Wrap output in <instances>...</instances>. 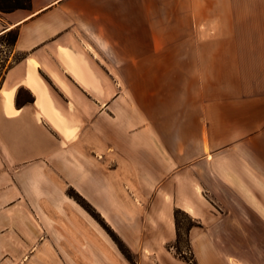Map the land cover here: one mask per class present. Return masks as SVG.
<instances>
[{
  "label": "crops",
  "instance_id": "1",
  "mask_svg": "<svg viewBox=\"0 0 264 264\" xmlns=\"http://www.w3.org/2000/svg\"><path fill=\"white\" fill-rule=\"evenodd\" d=\"M12 32L0 65V264L39 263L48 238L31 216L51 214L47 194L61 185L105 216L112 184L135 187L117 156L160 190L167 221L175 208L201 218L208 203L225 211L217 225L264 231V0H30L0 13V39Z\"/></svg>",
  "mask_w": 264,
  "mask_h": 264
},
{
  "label": "rangeland",
  "instance_id": "2",
  "mask_svg": "<svg viewBox=\"0 0 264 264\" xmlns=\"http://www.w3.org/2000/svg\"><path fill=\"white\" fill-rule=\"evenodd\" d=\"M28 2L29 0H0V6L26 7ZM13 39V34L0 39V65H4L1 61L6 59L7 46L13 42ZM1 74L0 68V79ZM117 158L121 165L120 169L126 176V182H130L133 178L135 187H131V183H128L131 190L128 189L127 193L123 184L119 186L112 184L113 199L105 209L107 212L105 216L68 185H61L53 193L47 194L48 202L52 207L51 214L31 216L32 230H34L33 225L41 227L45 231V237L57 247L55 250L46 239L45 247L40 245L38 249L37 246L32 248V253L37 249L35 257L40 264H63L53 256L62 257L68 264L73 260L72 257L76 260V264H86L88 259H92L94 264H104L105 260H110L112 257L123 264H264V231L259 227H251L245 232H232L229 221L217 225L218 220L223 218L221 214L225 211L217 210L208 203L205 204L207 207L201 210L204 213L201 218L198 215L191 216L180 209L184 214L178 216L180 227L178 239L176 208L173 211L172 221L166 220L168 208L164 216L158 214L163 206V201L159 198L160 190L150 182L149 178H141L139 184V179L135 175L137 169L131 161L125 157L121 160L118 156ZM173 187L172 190L174 189L176 195L179 192L183 195L188 191L187 184ZM197 191L198 193L200 191L198 187ZM119 193L122 198L126 195V203L123 199L119 202L116 198ZM72 214L78 216L79 223L72 219ZM60 218L67 221L71 231L65 230L59 221ZM190 219L195 225L191 230ZM200 220L204 225L200 224ZM85 225L106 243L111 258L85 232ZM171 226H174V232L171 231ZM41 235L44 236V233L41 232ZM245 241L259 245L245 246L243 244ZM118 261L111 259L113 264H119ZM32 263L34 264L35 260H32ZM105 264L109 263L106 261Z\"/></svg>",
  "mask_w": 264,
  "mask_h": 264
},
{
  "label": "bare ground",
  "instance_id": "3",
  "mask_svg": "<svg viewBox=\"0 0 264 264\" xmlns=\"http://www.w3.org/2000/svg\"><path fill=\"white\" fill-rule=\"evenodd\" d=\"M71 217H72V219H74L75 220V222H77V223H79L80 222V220H79V218H78V216H76L75 214H72L71 215ZM59 221H60V223L62 224V226H64L65 227V230H67V231H71V228H70V226H69V224L67 223V221L65 220V219H63V218H60L59 219ZM85 232L94 240V241H96V243L107 253V256L109 257V258H111V253L109 252V249H108V247H107V245H106V243L101 239V238H99L95 233H94V231L89 227V226H87V225H85Z\"/></svg>",
  "mask_w": 264,
  "mask_h": 264
},
{
  "label": "trees",
  "instance_id": "4",
  "mask_svg": "<svg viewBox=\"0 0 264 264\" xmlns=\"http://www.w3.org/2000/svg\"><path fill=\"white\" fill-rule=\"evenodd\" d=\"M30 2V0H29ZM29 2H28V5H29ZM27 7V6H26ZM26 7H16V8H4V7H1L0 6V12L2 13H10V12H13L15 10H18V9H23V8H26ZM11 35L13 34L14 35V39H13V42L16 40V33L12 32L10 33ZM78 194V193H77ZM80 197V195H79ZM81 198V197H80ZM90 206V205H89ZM183 213L180 209H176L175 211V221H176V226H177V232H178V239L180 238V227H179V222H178V216L179 214ZM184 214V213H183ZM191 221V219H190ZM195 225L193 224V221H191V225L189 227V229L191 230Z\"/></svg>",
  "mask_w": 264,
  "mask_h": 264
}]
</instances>
